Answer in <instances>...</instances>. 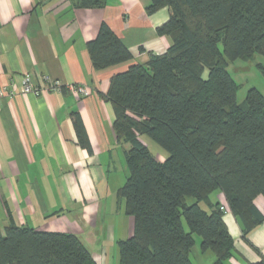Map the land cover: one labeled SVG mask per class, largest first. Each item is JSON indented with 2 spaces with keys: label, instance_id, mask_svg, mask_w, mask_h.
<instances>
[{
  "label": "trees",
  "instance_id": "16d2710c",
  "mask_svg": "<svg viewBox=\"0 0 264 264\" xmlns=\"http://www.w3.org/2000/svg\"><path fill=\"white\" fill-rule=\"evenodd\" d=\"M161 7L169 16L156 33L168 35L171 44L146 63L113 74L105 94L115 138L129 143L123 151L128 175L116 196L133 230L116 242L118 264H192L194 235L201 250L213 252L210 264H228L233 238L220 203L209 195L224 194L243 237L264 219L253 202L264 196V95L251 87L237 102L238 86L226 70L228 61L264 56V0H150L146 11ZM86 48L95 69L132 57L105 22ZM258 67L264 77V63ZM72 116L80 144L88 147L79 115ZM141 134L167 151L165 159L149 152ZM0 264L97 263L73 233L10 221L0 228ZM246 264H264V258Z\"/></svg>",
  "mask_w": 264,
  "mask_h": 264
},
{
  "label": "crops",
  "instance_id": "0c3cea01",
  "mask_svg": "<svg viewBox=\"0 0 264 264\" xmlns=\"http://www.w3.org/2000/svg\"><path fill=\"white\" fill-rule=\"evenodd\" d=\"M77 2L0 0V86L19 85L30 75L36 85L46 81L65 87L0 97V228L11 221L73 233L97 264H118L116 242L131 235L133 219L125 213L124 201L119 209L111 206L110 175L116 170L117 147L124 142L115 138L114 113L105 94L113 74L146 63L171 44L168 35L156 33L169 9L148 13L150 0H104L101 7H79ZM102 22L132 57L95 69L86 43ZM75 85L90 93H76L71 89ZM72 113L80 117L88 147L78 140ZM107 191L110 203L104 199ZM210 195L211 203L223 207V221L233 238L227 263L264 258V219L243 237L224 194L215 190ZM253 202L264 215V196ZM200 206L209 210L205 202ZM193 247L192 264L214 260L210 249L201 250L200 243Z\"/></svg>",
  "mask_w": 264,
  "mask_h": 264
},
{
  "label": "rangeland",
  "instance_id": "374dc122",
  "mask_svg": "<svg viewBox=\"0 0 264 264\" xmlns=\"http://www.w3.org/2000/svg\"><path fill=\"white\" fill-rule=\"evenodd\" d=\"M260 63H264V56L258 53H254L253 56L248 59L238 58L228 61L226 70L238 86L236 91L237 102L240 103L244 100L247 90L251 87H255L264 95V77L258 67V64ZM206 75L207 70L204 69L202 76L206 77ZM139 138L147 146L149 152L154 157L158 159H165V157L168 155L167 151L148 135L141 134L139 135ZM128 147V142L120 144L117 147V157L115 156L113 161L116 170L110 175V184L108 188L111 190V206L114 210L123 206V199L117 198L116 190L125 182V179L128 175V168L125 159L123 158V150L127 149ZM109 193V191L106 192L104 199L110 203ZM194 239L196 242L192 249L193 251L197 247V244L200 243V236L194 235ZM116 249L118 251L117 245Z\"/></svg>",
  "mask_w": 264,
  "mask_h": 264
},
{
  "label": "built area",
  "instance_id": "2783aa9c",
  "mask_svg": "<svg viewBox=\"0 0 264 264\" xmlns=\"http://www.w3.org/2000/svg\"><path fill=\"white\" fill-rule=\"evenodd\" d=\"M60 85L50 84V82L45 81L44 86L36 85L31 79L30 75L26 76L19 85H15V83H11L9 87L0 86V97L5 95H14L20 92H32L34 94H39L46 89H56L59 90ZM76 93L81 94L83 96H87L90 92L87 87L82 85L71 86ZM223 207L221 206V209Z\"/></svg>",
  "mask_w": 264,
  "mask_h": 264
}]
</instances>
